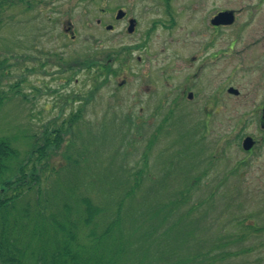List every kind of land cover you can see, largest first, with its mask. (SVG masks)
I'll list each match as a JSON object with an SVG mask.
<instances>
[{
    "label": "rangeland",
    "instance_id": "obj_1",
    "mask_svg": "<svg viewBox=\"0 0 264 264\" xmlns=\"http://www.w3.org/2000/svg\"><path fill=\"white\" fill-rule=\"evenodd\" d=\"M137 3L2 0L0 140L21 158L46 151L44 160L56 169L50 191L72 184L96 203L115 199L133 174L144 171L126 211L132 207L145 213L150 204L177 202L162 225L182 218L179 232L165 245L169 263L213 248L209 251L242 253L213 264H264L263 183L253 174L243 183L223 179L224 171L210 162L215 140L212 135L197 138L196 120L184 114V103L177 102L178 92L172 89L182 73L168 77L170 87L167 76H146L140 70L135 35L124 32L126 23L110 17L122 4L135 13ZM213 3L206 0L205 10ZM68 24L73 38L64 31ZM107 24L113 29H106ZM156 42L159 65L164 56L160 39ZM48 141L55 145L47 146ZM165 212H159V219ZM247 214L258 232L241 223ZM180 231L186 242L179 241ZM200 261L197 256L196 264Z\"/></svg>",
    "mask_w": 264,
    "mask_h": 264
},
{
    "label": "flooded vegetation",
    "instance_id": "obj_2",
    "mask_svg": "<svg viewBox=\"0 0 264 264\" xmlns=\"http://www.w3.org/2000/svg\"><path fill=\"white\" fill-rule=\"evenodd\" d=\"M205 1L138 0L135 13L122 4L110 17L135 35V59L144 75L167 76L171 87L168 77L183 74L172 87L175 102L196 120L197 138L212 135L210 162L224 171L223 179L243 183L253 174L264 191V0H211L207 11ZM64 31L74 37L71 24ZM158 38L164 56L159 65ZM243 218V226L258 232L248 214Z\"/></svg>",
    "mask_w": 264,
    "mask_h": 264
},
{
    "label": "trees",
    "instance_id": "obj_3",
    "mask_svg": "<svg viewBox=\"0 0 264 264\" xmlns=\"http://www.w3.org/2000/svg\"><path fill=\"white\" fill-rule=\"evenodd\" d=\"M52 145L55 141L47 142ZM45 152L32 151L21 158L6 140H0V264H151L147 260L196 264L197 256L200 264H213L241 253L208 248L201 256L185 255L169 263L165 245L171 234L179 232L182 218L162 225L177 202L161 207L150 204L145 213L132 207L126 211V202L139 190L144 171L133 174L132 182L115 199L101 204L87 193L80 194L72 184L50 191L56 169L44 160ZM160 211L167 213L162 219ZM144 215L149 218L142 219ZM181 236L179 241L186 242L187 235Z\"/></svg>",
    "mask_w": 264,
    "mask_h": 264
}]
</instances>
